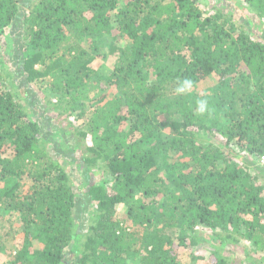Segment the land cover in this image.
I'll list each match as a JSON object with an SVG mask.
<instances>
[{
  "label": "trees",
  "instance_id": "obj_1",
  "mask_svg": "<svg viewBox=\"0 0 264 264\" xmlns=\"http://www.w3.org/2000/svg\"><path fill=\"white\" fill-rule=\"evenodd\" d=\"M215 1L0 0L3 264H264V0Z\"/></svg>",
  "mask_w": 264,
  "mask_h": 264
},
{
  "label": "rangeland",
  "instance_id": "obj_2",
  "mask_svg": "<svg viewBox=\"0 0 264 264\" xmlns=\"http://www.w3.org/2000/svg\"><path fill=\"white\" fill-rule=\"evenodd\" d=\"M21 1H22L21 4H23L22 6L27 7L28 4H30L34 0H21ZM215 2L216 1L213 0V3H215ZM225 8L227 11L234 10L235 4L228 3L226 1ZM6 43H9V44L6 45ZM21 44H22V42L16 41L15 39L9 40V39H7V37L0 38V54H1V56L4 57V59L6 61V65H7L8 69L10 70V73L15 71L14 68H16V62H17V60H19L17 52H19V50L21 48ZM114 63H115V58H112V57H110L107 60V62H104L103 60H98L95 63V68L102 69V67L104 65H106L108 70H110L114 67ZM216 82H217L216 78H210V79L204 81L203 83H201L199 85V89L202 92H206L209 88H212ZM16 89L18 92H19V90H20V92L21 91L23 92V89L20 88L18 85L16 86ZM69 152H71V150H69ZM70 170H74V168H70ZM84 176H86V175L81 174L79 172L77 173L76 170H74V173H73L74 188L76 189V192L78 195V201H79L78 204H80L83 207V209H89V207H90L89 203L90 202H87L84 199L85 193L87 191V187H86L87 183L85 181ZM91 210H93V209L90 208L89 213L91 212ZM84 227L82 230H84ZM0 230L2 231L1 226H0ZM15 243H16V241H12L9 244L10 248H8V249H11L15 245ZM244 245L248 246L247 243H244ZM238 249L239 248H236V247H227L226 251L224 253L227 254L228 256H230L231 259H233V260L237 259L238 261L237 260L236 261L238 263L239 261H241V258H244L243 253H241V251H239ZM7 261H8L7 253L0 255V263L3 264V263H6ZM187 264H193V263L188 262Z\"/></svg>",
  "mask_w": 264,
  "mask_h": 264
},
{
  "label": "clouds",
  "instance_id": "obj_3",
  "mask_svg": "<svg viewBox=\"0 0 264 264\" xmlns=\"http://www.w3.org/2000/svg\"><path fill=\"white\" fill-rule=\"evenodd\" d=\"M193 87H194V82L186 78L178 83L175 92L177 93V95H185L188 94ZM197 111L200 114H204L208 111L207 99H201L197 101Z\"/></svg>",
  "mask_w": 264,
  "mask_h": 264
},
{
  "label": "built area",
  "instance_id": "obj_4",
  "mask_svg": "<svg viewBox=\"0 0 264 264\" xmlns=\"http://www.w3.org/2000/svg\"><path fill=\"white\" fill-rule=\"evenodd\" d=\"M261 164L264 165V156L261 158Z\"/></svg>",
  "mask_w": 264,
  "mask_h": 264
}]
</instances>
